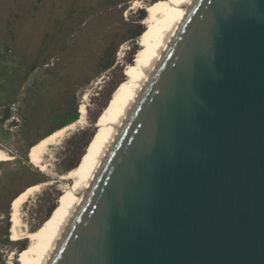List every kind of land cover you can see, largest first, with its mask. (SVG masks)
I'll return each mask as SVG.
<instances>
[{"label":"water","instance_id":"obj_1","mask_svg":"<svg viewBox=\"0 0 264 264\" xmlns=\"http://www.w3.org/2000/svg\"><path fill=\"white\" fill-rule=\"evenodd\" d=\"M48 264H264V0H193Z\"/></svg>","mask_w":264,"mask_h":264},{"label":"rangeland","instance_id":"obj_2","mask_svg":"<svg viewBox=\"0 0 264 264\" xmlns=\"http://www.w3.org/2000/svg\"><path fill=\"white\" fill-rule=\"evenodd\" d=\"M155 1L0 0V84L8 75L0 88V149L11 156L0 158V264H21L27 246V238L12 231L11 208L19 192L38 185L21 208L29 229L45 224L67 194L62 189L72 180L62 176L90 153L104 129L99 118L112 111L126 84L127 64L148 50L139 38L147 28L146 8ZM111 58L113 65L100 70ZM50 75L58 83H45ZM21 81L17 100L9 103ZM75 103L78 112L84 103V117L79 114L48 145L41 165L26 159L29 145L56 122L55 107L69 110Z\"/></svg>","mask_w":264,"mask_h":264},{"label":"bare ground","instance_id":"obj_3","mask_svg":"<svg viewBox=\"0 0 264 264\" xmlns=\"http://www.w3.org/2000/svg\"><path fill=\"white\" fill-rule=\"evenodd\" d=\"M192 2L193 0H157L147 6V15L143 20L147 28L140 35L139 43L143 48L148 47V50L146 52L144 49L142 53L137 54L134 64H127L124 70L127 75L126 84L117 99V103L106 117L98 120V123L104 126V129L93 143L90 153L84 161L70 168L62 176L71 179L72 183L62 189L67 194L57 205L49 220L35 229H29L21 218V208L26 197L38 185L29 187L17 195L11 208L12 231L15 237L27 238L28 240L27 246L21 254V264L49 263L52 253L59 244L64 228L73 218L81 199L89 190L107 150L114 143L118 130L127 118L130 107L146 87L149 73L164 52L166 45L174 35ZM85 112V105L81 103L79 105L80 119L84 117ZM74 123L57 129L31 146L29 150L31 162L36 166L41 165L48 145L58 139ZM10 157L0 149L1 159L5 160Z\"/></svg>","mask_w":264,"mask_h":264},{"label":"trees","instance_id":"obj_4","mask_svg":"<svg viewBox=\"0 0 264 264\" xmlns=\"http://www.w3.org/2000/svg\"><path fill=\"white\" fill-rule=\"evenodd\" d=\"M114 3H117V1L112 2V4H114ZM143 29H144V28H142L141 30H139L138 34H140V33L143 31ZM114 51H115V50H114ZM114 51H113L112 53H114ZM113 63H114V59H113V58H111V59H107L106 61H104V62L102 63V65H100V70H103V69H106V68L112 66ZM46 77H47V78L44 79V82L47 83L48 85L51 86V85H54L55 82L58 83V82H57V79H56L54 76L50 75V76H46ZM2 79H3V80H2V82H1V84H0V88L3 89V91H4V83H7V82H8V81H7V80H8V75L5 76V77L2 78ZM16 84H17L16 89H15V91L12 93L11 98H9V103H14V102L17 100V94H18V92H19V90H20V88H21V86H22V81H21V82H17ZM5 115H7V113H5ZM78 116H79V112H78V106H77L76 103H75L74 106H73L72 108H70L69 110L64 106V104H59L58 106L55 107L54 111L52 112V116H51L53 119H56V122L53 124V127H52L49 131H47V133H45L43 136H41L39 139H41V138H43L44 136L50 134V133L53 132L54 130H56V129H58V128H61V127L65 126V125H67V124H69V123L75 121V120L78 118ZM39 139H38V140H39ZM38 140H37V141H38ZM37 141H35V142H37ZM35 142L31 143L29 146L31 147ZM26 159L29 160V156L26 157ZM29 187H30V186H29ZM26 189H27V188H26ZM23 191H24V190H23ZM23 191H22V192H23ZM19 193H21V191H20ZM17 194H18V193H17ZM17 194H16V195H17ZM16 195H15V196H16ZM15 196H14V197H15ZM52 212H53V211H52ZM51 214H52V213H51ZM51 214H50V215H51Z\"/></svg>","mask_w":264,"mask_h":264}]
</instances>
